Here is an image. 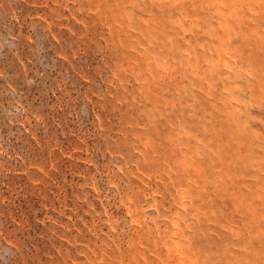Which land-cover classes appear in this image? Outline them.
Instances as JSON below:
<instances>
[{"label": "rangeland", "instance_id": "obj_1", "mask_svg": "<svg viewBox=\"0 0 264 264\" xmlns=\"http://www.w3.org/2000/svg\"><path fill=\"white\" fill-rule=\"evenodd\" d=\"M0 264H264V0H0Z\"/></svg>", "mask_w": 264, "mask_h": 264}]
</instances>
